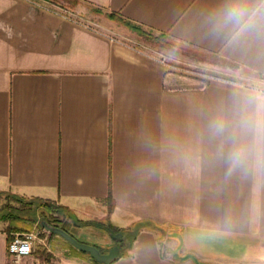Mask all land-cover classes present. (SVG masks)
Returning a JSON list of instances; mask_svg holds the SVG:
<instances>
[{"label":"crops","instance_id":"1","mask_svg":"<svg viewBox=\"0 0 264 264\" xmlns=\"http://www.w3.org/2000/svg\"><path fill=\"white\" fill-rule=\"evenodd\" d=\"M82 1L264 78V44L235 47L200 27L223 0ZM167 74L162 58L106 31L31 0H0V194L138 226L110 264H264V176L228 175L206 139L194 169L174 155L239 82L172 87ZM16 223L0 214V264H96L33 249L13 259Z\"/></svg>","mask_w":264,"mask_h":264},{"label":"rangeland","instance_id":"2","mask_svg":"<svg viewBox=\"0 0 264 264\" xmlns=\"http://www.w3.org/2000/svg\"><path fill=\"white\" fill-rule=\"evenodd\" d=\"M34 2L57 14H65L79 22L106 31L139 49L162 58L168 64L167 84L169 86L184 88L199 86L203 88L211 79L240 82L242 78L254 76L240 65L225 60L217 54L206 53L189 46L176 44L169 40L164 34L141 28H139L141 31L130 29L118 20H113L108 17L105 14L108 12L102 11L101 9L100 11H96L94 6L82 0L75 1L72 4L62 1L65 6L52 4L45 0H36ZM106 19L115 21L134 33L128 35L116 26H108L106 24ZM13 195L14 194L8 192L0 194V214L7 213L9 214V218L12 215H16L15 219L18 221V225L22 227L21 230H31L36 234L32 248L33 253H37L43 258H56L60 254L66 253L93 261L86 253L73 247L63 237L45 229L41 223L46 221V219L38 208L36 209L35 207L34 210L32 207L23 206L19 201L13 198ZM23 198L32 199L33 203H35L33 198ZM55 209L56 212L52 214L53 217L57 219V221H54L57 223L55 226L61 228L63 226L66 228L64 230H67V232L73 235L78 241L96 245L102 251H106L107 248L116 244L118 241L117 233L119 229L122 231L126 229V226L123 224L115 222H112L113 227H111L110 222L105 217H77V215H73L66 208L55 206ZM88 221L95 222L100 225V227L97 225H95L96 227L94 225H86L85 223ZM46 222L49 223L48 221Z\"/></svg>","mask_w":264,"mask_h":264},{"label":"clouds","instance_id":"3","mask_svg":"<svg viewBox=\"0 0 264 264\" xmlns=\"http://www.w3.org/2000/svg\"><path fill=\"white\" fill-rule=\"evenodd\" d=\"M200 27L214 40L233 45L264 44V0H223L204 14ZM205 139L211 158L228 175L264 176V78H242L230 93L206 112L204 133L191 144L175 145L177 162L194 169Z\"/></svg>","mask_w":264,"mask_h":264},{"label":"trees","instance_id":"4","mask_svg":"<svg viewBox=\"0 0 264 264\" xmlns=\"http://www.w3.org/2000/svg\"><path fill=\"white\" fill-rule=\"evenodd\" d=\"M33 1H36V0H33ZM45 1H47L49 3H52V4L59 5V6H63L64 4L62 3V1H65L68 4H72V3H74L75 1H78V0H45ZM95 10L96 11H100V9L97 8V7H95ZM105 14L108 17H110L111 19H113V20H118L119 22H121L123 25L129 27L130 29H133L135 31H141L139 29V27H137L135 24H133V23H131V22L125 20V19H122L121 17H119L118 15H115L114 13L108 12V13H105ZM160 34H162V33H160ZM13 198H15L17 201H19L25 207H32L34 210H35V207H36V209L38 208L40 210V212L42 213L43 217L46 219V221H48L49 223L54 224V225H57V223L54 222V221H57V219L54 218L53 215H52L54 212H56L55 206L56 207L57 206H60L61 208H64L61 205H57L55 202L46 201V200H42L40 198H35V197L33 198V200H35V203H33L32 199H25V198H23L21 196H18V195H13ZM108 200H110V197L108 198ZM7 216L9 217V214H7ZM15 216L16 215H12L10 218H16ZM18 224L19 223L17 221V223L14 225V228H15L14 231H19V232L24 231V230H21L22 227L19 226ZM85 224L86 225H97L98 227H100V225H98L95 222H91V221H88ZM110 224H111V227H113V224L111 222H110ZM62 228L63 229H66L63 226H62ZM137 228H138V226L135 225L134 227L126 228L124 231H122L121 229H119V231L117 233V237H118L117 240L118 241L116 242V244L119 246L118 256H121L122 254H124V249L123 248L125 246V243L128 240H130V238H133V236H134V230H137ZM96 247L99 250H101L98 246H96ZM81 252L86 253L92 259V257L87 252H84V251H81ZM92 260H93L94 263L99 264L94 259H92Z\"/></svg>","mask_w":264,"mask_h":264},{"label":"water","instance_id":"5","mask_svg":"<svg viewBox=\"0 0 264 264\" xmlns=\"http://www.w3.org/2000/svg\"><path fill=\"white\" fill-rule=\"evenodd\" d=\"M41 224L45 229L57 233L63 237L76 249L87 252L92 257V259L100 264H110L118 256L119 246L117 244L112 245L106 251H101L93 244L78 241L73 235L61 227L51 225L46 221H43Z\"/></svg>","mask_w":264,"mask_h":264},{"label":"built area","instance_id":"6","mask_svg":"<svg viewBox=\"0 0 264 264\" xmlns=\"http://www.w3.org/2000/svg\"><path fill=\"white\" fill-rule=\"evenodd\" d=\"M36 238L33 231L15 232L7 244L9 255L17 260L32 251V243Z\"/></svg>","mask_w":264,"mask_h":264}]
</instances>
